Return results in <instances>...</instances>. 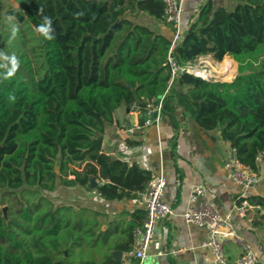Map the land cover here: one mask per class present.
Segmentation results:
<instances>
[{
  "label": "trees",
  "instance_id": "obj_1",
  "mask_svg": "<svg viewBox=\"0 0 264 264\" xmlns=\"http://www.w3.org/2000/svg\"><path fill=\"white\" fill-rule=\"evenodd\" d=\"M4 1L0 32L7 16L29 28L41 75L22 55L13 78L0 76V264H117L109 256L100 263L76 261L77 249H95L100 238L104 245L106 235L94 212L54 205L46 195L80 187L118 201L145 188L149 171L91 148L96 135L117 124L115 111L133 103L141 114L161 97L170 122L181 108L196 127L218 130L237 159L258 173L264 161V0H234L231 11L203 3L170 57L186 65L212 54L230 62L232 72L223 82L178 75L171 85L172 29L162 22L161 0ZM138 14L169 33L136 23ZM44 15L53 20L54 40L34 30ZM90 178L106 182L91 189ZM251 203L264 212V197L253 195ZM142 216L129 223L131 240ZM262 218L256 215L251 226Z\"/></svg>",
  "mask_w": 264,
  "mask_h": 264
},
{
  "label": "crops",
  "instance_id": "obj_2",
  "mask_svg": "<svg viewBox=\"0 0 264 264\" xmlns=\"http://www.w3.org/2000/svg\"><path fill=\"white\" fill-rule=\"evenodd\" d=\"M206 1L208 0H181L183 13L180 27L183 32ZM210 2L214 8L223 7L227 11L235 7L234 0ZM148 18L150 17L146 14L135 15L138 24L139 20L146 21ZM154 22L158 25L154 31L160 32L163 23L157 20ZM206 56L216 61L212 54ZM126 109L116 110L117 124L106 126L103 134L96 135L93 139L101 138L100 152L109 156L110 160H120L128 166L136 165L149 171L151 176L161 173L166 179L163 200L172 207V215L158 222L144 264H215L211 252L200 247L207 239V230L187 224L182 218L189 190L197 183L204 184L207 201L212 209L222 218H230L236 233L252 246L258 261L264 264V212L260 208L256 210V215L263 216L261 224L256 227L237 217L234 208L237 191L227 180L223 170V161L230 147L221 139L219 131H205L196 127L189 117L182 116V109L179 107L175 110L173 122L163 116L158 125L145 124L146 117L127 115ZM131 116L134 117L132 120ZM123 125H140L141 128L133 134H126ZM258 174L259 182L254 186L252 194L264 197L262 160L258 161ZM105 182L97 180L96 185ZM81 198L82 204L79 207L95 213L98 230L106 235L104 245L103 239L98 241L104 252L93 256L95 261H106L109 256L115 262L112 253L117 251L121 253L118 263H136L132 256L133 238L131 240L128 226L132 222L138 224L143 217L144 210L137 194H132L128 199L107 201L101 199L95 191L91 195H87L85 191ZM124 247H129L130 250H121ZM240 252L239 246L228 243L225 247L226 260L234 261Z\"/></svg>",
  "mask_w": 264,
  "mask_h": 264
},
{
  "label": "built area",
  "instance_id": "obj_3",
  "mask_svg": "<svg viewBox=\"0 0 264 264\" xmlns=\"http://www.w3.org/2000/svg\"><path fill=\"white\" fill-rule=\"evenodd\" d=\"M161 2L163 4L162 22L168 24L172 29L167 56V64L170 69L169 85L182 68L189 75L207 82H214L215 80L212 81L211 77L204 79L193 73L196 68L208 71L212 67L208 62V56H200L195 63L186 65H179L170 57L184 34L180 27L183 8L181 0H161ZM161 103V97L158 100H152L146 112L141 114L139 113L140 107L133 103L127 108V115H141L147 119L145 124L158 125L163 118ZM122 127L126 134H133L141 128L140 125H123ZM223 170L227 180L234 185L237 191L234 207L237 217L251 225L256 216V210H259L258 206L251 203L252 191L259 182V174L249 166L242 164L232 148H229L224 158ZM165 186L166 179L159 173L151 176L145 188L137 193L138 200L144 210V219L133 232L132 256L136 261L135 264H144L146 252L158 222L166 220L172 215V207L163 200ZM182 218L187 224L207 230V239L201 243L200 247L211 252L215 264H260L252 246L236 233L230 218L228 216L222 218L209 205L204 184L197 183L191 186ZM230 242L239 246L241 251L239 257L232 262H228L225 257V247Z\"/></svg>",
  "mask_w": 264,
  "mask_h": 264
},
{
  "label": "rangeland",
  "instance_id": "obj_4",
  "mask_svg": "<svg viewBox=\"0 0 264 264\" xmlns=\"http://www.w3.org/2000/svg\"><path fill=\"white\" fill-rule=\"evenodd\" d=\"M0 3H2V6L0 7V12L1 14H3V11H5L6 9V2L4 0H0ZM13 5L16 7V4L13 3ZM139 21H140L139 23L140 25L146 26L152 30L154 29L156 30L158 27V25L155 24L154 22L155 20L152 18H148V20L146 21L144 20H139ZM18 24H19L18 34L16 35L15 39L10 40L9 37H10V27L11 26L10 24L6 22V17L4 18V24L0 32V51H4L9 54L15 53L18 57L24 55L22 60H25L26 58H28L35 74L41 75V70L38 68V66H40V63H41L40 57L38 56V53L36 52V50L35 51L32 50V47L35 44L34 35L33 33H31L29 28L26 27L25 24H20V23ZM162 27L164 26L162 25ZM164 29H167V28L164 27ZM236 69H237V63H236ZM2 71L3 70H0V72ZM235 75H236V71L232 77L234 78ZM212 78H211L212 81L215 80L218 82H223V81L216 80L215 77H212ZM85 191H86L85 189H81L80 187H75L72 189L57 188L55 192L56 196L46 195V197L54 205H57L58 203V204H63V205H71V206L79 207L82 204L81 195L85 193ZM92 193L93 192L90 193L86 191L87 195H91ZM102 252H104V249L102 248L101 244L95 249H91V250L88 248H85L84 250L77 249L78 255L76 256L75 259L76 261L86 260V259L92 258L95 255H100Z\"/></svg>",
  "mask_w": 264,
  "mask_h": 264
},
{
  "label": "clouds",
  "instance_id": "obj_5",
  "mask_svg": "<svg viewBox=\"0 0 264 264\" xmlns=\"http://www.w3.org/2000/svg\"><path fill=\"white\" fill-rule=\"evenodd\" d=\"M42 14V10H40ZM6 22L10 24V40L15 39L16 35L19 31V24L15 21L14 16H7ZM37 35L42 36L45 40L51 41L55 39V30L53 28V20L51 17L44 15L42 18V22L39 25H36L34 28ZM20 58L15 53H6L4 51H0V76L4 80H9L13 78L16 73L20 69ZM9 101H15V95L9 94Z\"/></svg>",
  "mask_w": 264,
  "mask_h": 264
},
{
  "label": "bare ground",
  "instance_id": "obj_6",
  "mask_svg": "<svg viewBox=\"0 0 264 264\" xmlns=\"http://www.w3.org/2000/svg\"><path fill=\"white\" fill-rule=\"evenodd\" d=\"M208 62L210 65H212L208 71L196 68L193 70V73L197 76L203 77L204 79L215 77L216 80L224 81L232 72V66L230 62H218L212 60Z\"/></svg>",
  "mask_w": 264,
  "mask_h": 264
},
{
  "label": "water",
  "instance_id": "obj_7",
  "mask_svg": "<svg viewBox=\"0 0 264 264\" xmlns=\"http://www.w3.org/2000/svg\"><path fill=\"white\" fill-rule=\"evenodd\" d=\"M184 74H188L183 68L179 71L178 75H184ZM214 82H218V81H214ZM231 82V81H230ZM126 112L128 113V109H126ZM134 117L131 116V120L133 119ZM100 144H101V138H97V139H93L92 140V144H91V148L92 149H95L97 151H100ZM54 170L57 171L58 170V163H56L55 167H54ZM89 183H90V188L91 189H94L95 186H96V182L94 181V178H90L89 179ZM6 210H7V207L6 206H3L1 208V213H2V217L4 219H6ZM120 252H113L112 253V257L114 259L115 262H119L120 260Z\"/></svg>",
  "mask_w": 264,
  "mask_h": 264
}]
</instances>
